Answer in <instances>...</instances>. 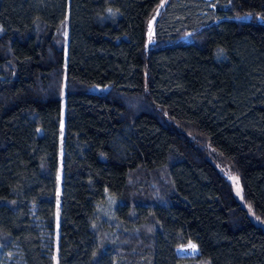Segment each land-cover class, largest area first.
Listing matches in <instances>:
<instances>
[{"label":"trees","instance_id":"trees-1","mask_svg":"<svg viewBox=\"0 0 264 264\" xmlns=\"http://www.w3.org/2000/svg\"><path fill=\"white\" fill-rule=\"evenodd\" d=\"M0 264H264V0H0Z\"/></svg>","mask_w":264,"mask_h":264},{"label":"rangeland","instance_id":"rangeland-1","mask_svg":"<svg viewBox=\"0 0 264 264\" xmlns=\"http://www.w3.org/2000/svg\"><path fill=\"white\" fill-rule=\"evenodd\" d=\"M64 127H65V121H63V128ZM223 173L228 178V180L232 183L235 197L245 206V204L243 202L242 188H241V184H240L238 178L234 175L232 176L229 173L226 174L224 171H223ZM249 215L255 223L260 224V222L254 217L253 213L250 210H249Z\"/></svg>","mask_w":264,"mask_h":264},{"label":"water","instance_id":"water-1","mask_svg":"<svg viewBox=\"0 0 264 264\" xmlns=\"http://www.w3.org/2000/svg\"><path fill=\"white\" fill-rule=\"evenodd\" d=\"M181 253H184L183 251Z\"/></svg>","mask_w":264,"mask_h":264},{"label":"snow or ice","instance_id":"snow-or-ice-1","mask_svg":"<svg viewBox=\"0 0 264 264\" xmlns=\"http://www.w3.org/2000/svg\"><path fill=\"white\" fill-rule=\"evenodd\" d=\"M194 247V246H193Z\"/></svg>","mask_w":264,"mask_h":264}]
</instances>
